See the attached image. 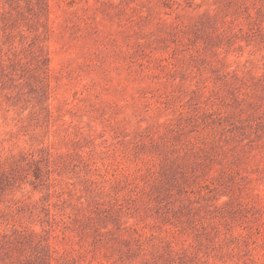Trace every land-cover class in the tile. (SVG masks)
Instances as JSON below:
<instances>
[{"label":"rangeland","instance_id":"374dc122","mask_svg":"<svg viewBox=\"0 0 264 264\" xmlns=\"http://www.w3.org/2000/svg\"><path fill=\"white\" fill-rule=\"evenodd\" d=\"M0 264H264V0H0Z\"/></svg>","mask_w":264,"mask_h":264}]
</instances>
